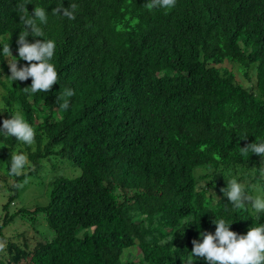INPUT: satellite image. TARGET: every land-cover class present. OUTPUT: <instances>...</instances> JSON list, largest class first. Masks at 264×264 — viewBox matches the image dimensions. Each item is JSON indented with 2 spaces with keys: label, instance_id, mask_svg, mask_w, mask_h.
Instances as JSON below:
<instances>
[{
  "label": "trees",
  "instance_id": "obj_1",
  "mask_svg": "<svg viewBox=\"0 0 264 264\" xmlns=\"http://www.w3.org/2000/svg\"><path fill=\"white\" fill-rule=\"evenodd\" d=\"M148 2L0 0V128L19 113L37 147L0 132L5 172L19 145L35 167L10 175L0 264H207L191 255L192 241L214 235V219L238 235L264 225V212L237 208L222 192L236 179L247 196L264 199V157L241 151L264 141V0H176L167 9ZM71 3L75 19L53 12ZM21 5L47 15L46 24L37 20L43 36L27 40L55 42L49 62L58 78L49 92L24 90L31 78H9L8 58L28 66L18 55ZM230 65L255 85L245 87ZM65 89L74 95L61 99ZM45 159L56 162L52 181L37 183ZM200 170L212 172L198 177ZM25 181L48 193L46 204L10 213ZM37 216L52 237L33 247L7 239L18 217ZM131 250L138 256L126 261Z\"/></svg>",
  "mask_w": 264,
  "mask_h": 264
},
{
  "label": "clouds",
  "instance_id": "obj_2",
  "mask_svg": "<svg viewBox=\"0 0 264 264\" xmlns=\"http://www.w3.org/2000/svg\"><path fill=\"white\" fill-rule=\"evenodd\" d=\"M176 0H149L147 7L153 9L156 7L171 8L175 6ZM76 4L71 3L70 8H55L53 12L60 14L68 19H75L74 11ZM21 11L24 13L20 16V21L24 25L23 30L19 33L18 38V55L19 58L27 61L28 66L23 68L17 67V60L9 62V69L13 81H26L31 78V86L24 90L30 89L32 93L40 91L49 92L57 82L58 74L55 66L49 61L55 53V42L53 40H44L35 43H29L27 37L31 34L33 37H42L43 31L40 24L47 23V15L43 8L35 7L34 13L30 16L24 5H21ZM31 29V32L28 31ZM3 53L5 56L11 55L10 45L3 44ZM74 95L73 90L65 89L61 99ZM68 101L65 99L61 107L68 108ZM0 132L12 136L15 139L32 144L35 138V131L24 118L16 113L11 115V119H6L2 123ZM251 151L253 154L264 157V141L253 142L250 145L241 148L242 153ZM27 162L24 154H13L11 158L10 175H19ZM228 186L222 189L228 201L235 207L239 208L245 201L250 202L252 208L257 212H264V199L260 197L252 198L247 196L241 183L236 179L227 180ZM21 185H18L20 187ZM215 234L201 232L202 242L193 240L191 255L196 258H203L207 264H264V225L251 227L246 235H238L230 230V225L225 219H214ZM164 243V241H162ZM188 264H192L191 259Z\"/></svg>",
  "mask_w": 264,
  "mask_h": 264
},
{
  "label": "rangeland",
  "instance_id": "obj_3",
  "mask_svg": "<svg viewBox=\"0 0 264 264\" xmlns=\"http://www.w3.org/2000/svg\"><path fill=\"white\" fill-rule=\"evenodd\" d=\"M8 63L11 62V59L8 58ZM234 72L236 71V74H238L237 69L235 66L230 65L229 66ZM255 81V74H251ZM238 78L245 84V87H253L255 83L253 80L251 82L247 81V79L244 77L243 74H238ZM252 78V79H253ZM0 93L3 94V90L0 87ZM2 107H4V104H2ZM28 147L31 151L35 152L37 150L36 144L34 142L32 144H28ZM60 149V148H57ZM20 151L24 152V155L27 158V162L25 164V167L22 169L19 175L21 174H29L32 170H34V165L32 162L28 159V150L23 145H19L16 147L14 154H18ZM56 162H48V160H43L41 163V169L38 173V178H33L37 183L44 182L45 184L52 181V175L49 176V173L52 172V165ZM58 165L63 167V163L57 162ZM66 167V166H64ZM80 172V170H79ZM212 171L209 170H200L197 172V176H205L206 174H210ZM64 175L71 177L73 174V171H67L66 173H63ZM211 179H207L202 183V185H205L210 182ZM36 183V184H37ZM33 183L30 181L21 182V187H25L23 194L19 196V198L13 203L10 207V213L17 212L20 208H26L29 210H33L35 208L36 203L43 205L46 204L47 195L42 197V192L39 191L38 188H35L34 186H31ZM13 186V177L8 175L3 166L0 164V224L3 222L5 212L3 210L4 205L7 203L9 196L11 195V192H9L8 189ZM8 190V191H7ZM37 197V199H36ZM261 199H263V195L260 196ZM245 203L249 206L250 209H252L251 203L245 201ZM26 238L30 241L31 246L33 247L37 241L44 240L47 237H52L51 231L48 229L47 223L45 219L42 216H37V222L33 223L32 221L23 220L20 217H18L12 225H10L6 230V237L9 240H16L17 237ZM3 246L0 244V259L3 257ZM138 256V252L136 250H131L127 253L125 260L126 261H132L135 257Z\"/></svg>",
  "mask_w": 264,
  "mask_h": 264
}]
</instances>
